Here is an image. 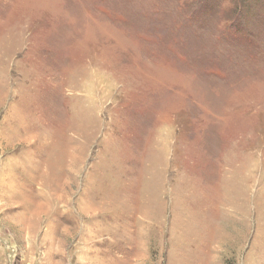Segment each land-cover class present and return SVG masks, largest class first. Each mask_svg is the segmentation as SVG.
Returning <instances> with one entry per match:
<instances>
[{"label":"rangeland","instance_id":"374dc122","mask_svg":"<svg viewBox=\"0 0 264 264\" xmlns=\"http://www.w3.org/2000/svg\"><path fill=\"white\" fill-rule=\"evenodd\" d=\"M0 264H264V0H0Z\"/></svg>","mask_w":264,"mask_h":264}]
</instances>
